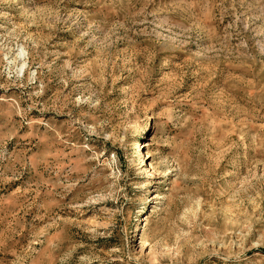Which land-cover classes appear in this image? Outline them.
Wrapping results in <instances>:
<instances>
[{"label":"rangeland","instance_id":"rangeland-1","mask_svg":"<svg viewBox=\"0 0 264 264\" xmlns=\"http://www.w3.org/2000/svg\"><path fill=\"white\" fill-rule=\"evenodd\" d=\"M0 264H264V0H0Z\"/></svg>","mask_w":264,"mask_h":264}]
</instances>
